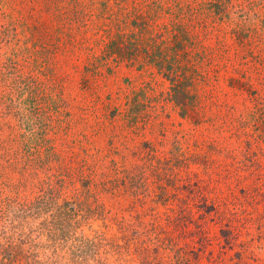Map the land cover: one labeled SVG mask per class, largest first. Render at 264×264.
<instances>
[{"label":"rangeland","instance_id":"1","mask_svg":"<svg viewBox=\"0 0 264 264\" xmlns=\"http://www.w3.org/2000/svg\"><path fill=\"white\" fill-rule=\"evenodd\" d=\"M0 264H264V0H0Z\"/></svg>","mask_w":264,"mask_h":264},{"label":"trees","instance_id":"2","mask_svg":"<svg viewBox=\"0 0 264 264\" xmlns=\"http://www.w3.org/2000/svg\"><path fill=\"white\" fill-rule=\"evenodd\" d=\"M123 48H129V47L126 46V44H125V45H123V46L120 47L119 52H121V51H122L121 49H123ZM122 52H123V51H122ZM172 80H173V78H172ZM174 85H175V86L173 87V91H174V93H173L172 97H174V98H173L174 101H176V102H178V103H180V104L183 105V103L181 102L180 97H184V96L186 95V93L184 92V89H183V88L181 89L180 84L177 83V81H176V83H174ZM177 98H178L179 100H177Z\"/></svg>","mask_w":264,"mask_h":264}]
</instances>
